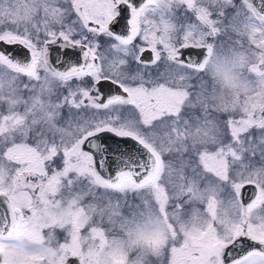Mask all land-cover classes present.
Wrapping results in <instances>:
<instances>
[{
	"label": "snow or ice",
	"instance_id": "snow-or-ice-1",
	"mask_svg": "<svg viewBox=\"0 0 264 264\" xmlns=\"http://www.w3.org/2000/svg\"><path fill=\"white\" fill-rule=\"evenodd\" d=\"M0 264H264V0H0Z\"/></svg>",
	"mask_w": 264,
	"mask_h": 264
}]
</instances>
